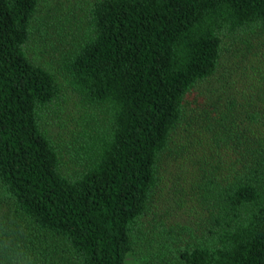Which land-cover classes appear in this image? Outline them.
Instances as JSON below:
<instances>
[{"label": "trees", "instance_id": "16d2710c", "mask_svg": "<svg viewBox=\"0 0 264 264\" xmlns=\"http://www.w3.org/2000/svg\"><path fill=\"white\" fill-rule=\"evenodd\" d=\"M38 7L0 0V264H127L185 122L194 152L177 154L205 220L182 264H264V58L218 101L188 110L226 39L264 38V0H94L65 70L106 120L70 177L41 125L61 90L28 54Z\"/></svg>", "mask_w": 264, "mask_h": 264}, {"label": "rangeland", "instance_id": "374dc122", "mask_svg": "<svg viewBox=\"0 0 264 264\" xmlns=\"http://www.w3.org/2000/svg\"><path fill=\"white\" fill-rule=\"evenodd\" d=\"M93 1L39 0L33 38L27 46L33 62L55 75L60 86L61 96L42 111L41 125L56 145L63 173L68 177L83 171L87 153L91 151L90 138L104 128L106 120L105 115L83 102L65 70L68 56L87 32L86 17ZM261 52H264L262 37L226 39L217 74L203 88L198 87L189 95V112L203 104L200 103L202 98L213 104L223 92H229L240 81L238 71L250 68L252 62L264 58L258 55ZM196 115L187 116L194 118ZM189 128L187 122L180 126L161 162L159 190L148 214L133 234L134 246L127 264H182L181 249L187 243H195L194 237L202 232L205 215L195 192L190 189L193 179L188 167L185 162L181 163L179 156L183 148L194 152L191 139L196 136L190 133ZM6 224L9 223L6 221ZM25 224L20 223L21 231L29 234ZM7 228L0 222V235L8 234ZM23 243L31 246L30 242ZM44 250L35 248V253L43 259Z\"/></svg>", "mask_w": 264, "mask_h": 264}]
</instances>
